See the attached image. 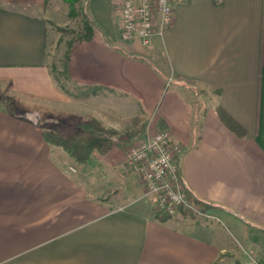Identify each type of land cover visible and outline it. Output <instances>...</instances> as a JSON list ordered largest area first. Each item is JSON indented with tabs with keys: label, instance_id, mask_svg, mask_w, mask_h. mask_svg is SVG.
<instances>
[{
	"label": "crops",
	"instance_id": "0c3cea01",
	"mask_svg": "<svg viewBox=\"0 0 264 264\" xmlns=\"http://www.w3.org/2000/svg\"><path fill=\"white\" fill-rule=\"evenodd\" d=\"M83 6L95 29L67 52L73 93L47 60L68 4L0 0V84L18 101L0 108V264L263 258L264 0H176L146 46L122 38L119 0ZM69 115L114 138L73 175L72 156L43 137ZM160 128L182 147L179 176L210 217L157 213L125 162L127 143Z\"/></svg>",
	"mask_w": 264,
	"mask_h": 264
},
{
	"label": "built area",
	"instance_id": "2783aa9c",
	"mask_svg": "<svg viewBox=\"0 0 264 264\" xmlns=\"http://www.w3.org/2000/svg\"><path fill=\"white\" fill-rule=\"evenodd\" d=\"M176 0H119L117 23L123 39L146 46L160 29L172 21ZM182 147L171 140L168 128H160L132 144L125 151V162L139 174L144 194L154 200L157 213L172 215L178 210L210 217L194 202L178 173ZM66 172L76 167L69 164ZM240 264H264L263 258L249 257Z\"/></svg>",
	"mask_w": 264,
	"mask_h": 264
},
{
	"label": "trees",
	"instance_id": "16d2710c",
	"mask_svg": "<svg viewBox=\"0 0 264 264\" xmlns=\"http://www.w3.org/2000/svg\"><path fill=\"white\" fill-rule=\"evenodd\" d=\"M69 5V15H76L75 3L79 0H65ZM82 29L81 40H89L94 32V25L88 15L81 13ZM221 118L227 123L225 114ZM228 124V123H227ZM44 139L69 153L78 164H84L92 152L106 153L112 143V138L101 128L94 119H83L76 115H69L63 123L43 131ZM121 140V139H120ZM194 202L206 209L208 204L193 196Z\"/></svg>",
	"mask_w": 264,
	"mask_h": 264
},
{
	"label": "rangeland",
	"instance_id": "374dc122",
	"mask_svg": "<svg viewBox=\"0 0 264 264\" xmlns=\"http://www.w3.org/2000/svg\"><path fill=\"white\" fill-rule=\"evenodd\" d=\"M83 2L84 0H79L75 3V9L77 12L76 15L70 16L69 10H68V15L66 16L64 23L55 24L54 44L52 46H49L48 51H47V60H48V64H49L52 76L56 80L57 85L61 89H63L65 92L72 91L73 93H76L75 89L73 90L74 85H72V83H70V81L68 80L67 70H66L65 65H66V60H67V52L69 50L71 43L77 40H81L80 39L81 29H82L81 13L84 12ZM68 8H69V5H68ZM9 92H10V89H9L8 84L6 86H4L3 84H0V108H4V109L12 108L13 109V107L16 105L15 103L18 102L17 99L14 97V95L10 94ZM32 115L35 118H39L38 112H35L34 114L32 113ZM106 133L109 135L107 131ZM120 139L123 140L124 137L123 136L118 137V140ZM136 142L138 141L132 140L129 143H127V146L124 149V156H125L126 149ZM72 164L76 167V172L73 174H76L78 171L77 169L78 165L77 163L76 164L72 163ZM68 165L69 164H67V166ZM181 212L183 211L178 210L174 214L181 213Z\"/></svg>",
	"mask_w": 264,
	"mask_h": 264
}]
</instances>
